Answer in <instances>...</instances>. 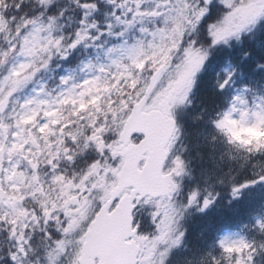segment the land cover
Segmentation results:
<instances>
[{
  "label": "snow or ice",
  "instance_id": "snow-or-ice-1",
  "mask_svg": "<svg viewBox=\"0 0 264 264\" xmlns=\"http://www.w3.org/2000/svg\"><path fill=\"white\" fill-rule=\"evenodd\" d=\"M115 2L109 0V3ZM145 3H151L153 8L145 10ZM212 3L213 0H201L203 6L196 7L188 0H125L120 3L119 8L131 18L117 16V23L123 24L124 30L113 33V25L109 23L107 35L124 37L138 19L143 24L145 17L161 20L163 27L156 24L155 31L140 28L141 33L152 37L149 47L156 51L151 56L140 59L145 55L143 40L131 45L125 40L123 47L109 49V55L121 53V59L113 60L112 64L121 68L127 58L142 71L152 63L154 75L141 88L127 69L124 73L118 72L103 88L109 93L108 98L94 96L91 105H78L72 117L63 121L36 124L34 117L24 121L28 126H35L31 130L19 124L16 128L7 126L11 119L7 105L17 88L25 84V81H12L16 71L13 69L0 86L2 95L8 81L12 83L7 97L0 101L5 105L0 108V226L7 225L8 233L16 241L15 249L9 252L3 264H26L33 243L27 236L37 230L50 242L45 245L47 264H165L164 258L171 247L180 242L179 238H171L178 215L172 203L179 189L174 177L183 175L184 168L179 157L170 162L177 131L175 109L186 101L209 54L208 49L197 48L195 42L181 47L184 27L187 23L196 30V22L209 19ZM9 4H12L11 10ZM78 6L85 12V21L96 9L91 0H79ZM224 6L228 13L207 29V43L211 47L228 44L252 25L264 23V0H224ZM23 7L22 0L14 4L12 0H0V31L7 27L8 20L15 21V14ZM27 23L36 25V21ZM38 31L40 29L35 28V32ZM77 35L79 39L73 43V48L88 38L86 33ZM103 35L101 31L100 36ZM177 38L180 44L176 43ZM25 40L27 42V38ZM169 40L172 41L170 46ZM173 51L183 53L179 62L171 55ZM106 71L108 69L100 68L101 73ZM69 79H62V83L67 85ZM100 80L101 77H96L74 87L86 89ZM113 88L122 99L111 98ZM105 99L106 103L101 104ZM115 104L120 105L119 111L126 112V119L112 133L109 122L113 117L119 120ZM90 107H93L91 114ZM58 111L50 110L45 115H56ZM258 119L264 122V118L258 116ZM74 121L90 130L91 135L85 136L83 128L72 131ZM223 126L224 123L220 125ZM88 148L93 149L95 155L85 161L80 153ZM42 170L46 176L42 175ZM258 183H264V174L233 191L239 193ZM196 199L197 194H193L191 201ZM29 204L32 206L28 207ZM209 204L210 201H204L205 208ZM143 205L153 208L150 215L154 228L150 232L144 231L137 220L136 210ZM52 225L56 226L55 231H49ZM260 227L264 229V223ZM226 244L227 240L222 242V246ZM162 245L169 247L162 251ZM252 248L241 242L238 247H225V251L243 253L247 249V260L242 256L237 264H253ZM261 248L264 249V245Z\"/></svg>",
  "mask_w": 264,
  "mask_h": 264
},
{
  "label": "clouds",
  "instance_id": "clouds-1",
  "mask_svg": "<svg viewBox=\"0 0 264 264\" xmlns=\"http://www.w3.org/2000/svg\"><path fill=\"white\" fill-rule=\"evenodd\" d=\"M15 2L16 0H12L13 4ZM22 2L24 7L20 13L15 14V21L8 20L7 27L0 31V86L5 84L13 69L16 71L15 75H12V81H25V84L18 87L11 96L7 105V114L11 117L7 121L8 127L16 128L19 124L21 128L29 127L31 130L35 126H28L24 121H30L34 117L36 124L71 118L78 105H91L94 96L108 98L109 93L103 91V88L111 83L112 77L118 72L124 73L125 69L127 73L135 76L141 88L150 82L151 76L154 75L152 63L141 71L134 67L131 60L125 58L121 68L113 65L107 68L108 71L99 72L97 77H101V80L98 84L94 83L82 89L74 87L79 84L73 83L70 79L67 85L60 81L64 90H71V94L70 91L62 90L53 95L54 86L59 87V85L50 77L57 66L63 64L65 58L69 56H75L77 63L80 60L87 62L93 49L101 46L108 48L113 43L109 35L100 36L101 31L108 32L107 24L113 25L111 29L113 33H120L124 30V25L118 24L116 17L119 16L121 19L131 17L125 16V10L119 8V4L125 0H116L114 4L109 3V0H91L96 4V9L88 15L86 21L85 12L78 6L79 0H22ZM188 2L193 7L201 5V0H188ZM144 7L145 10H149L153 5L145 3ZM8 8L11 10L12 4H9ZM228 11L224 6V0H213L209 19L205 22L194 21L197 23L196 30L187 23L184 27L181 47H189L195 42L197 48L208 49L209 54L186 101L175 109L177 131L170 162L179 157L184 168L183 175L174 177L179 189L174 193L172 203L178 215L175 218L171 238H179L180 242L171 247L164 258L165 264H237L242 256L247 260L248 250L230 254L225 251V247H238L241 242L253 246L252 252L255 253L253 264H264V249L261 248V245H264V229L260 227L261 223H264V209L257 213L258 219L249 220L239 229L240 235L237 238L223 235L209 239L203 229L196 232L192 230L193 218L196 214L205 212L221 199L235 201L243 195L245 189L234 193V188L251 183L264 174V122L258 119V116L264 118V40H262L264 23L252 25L240 38H234L228 44L211 47L207 43V29L216 23L218 18L224 17ZM27 21H36V25L33 26ZM156 24L163 27L161 20L153 21L145 17L143 24L138 19L135 27L127 32L133 43L137 40L145 42V55L140 57L141 60L151 56L156 50L149 47L152 37L141 33L140 28L146 27L155 31ZM92 25L97 27L93 28ZM35 28H39L40 31L35 32ZM78 33H86L88 38L73 48V43L79 39ZM98 36L99 39H96ZM171 43V40L167 41L169 46ZM176 43H181L179 38ZM246 44H255L257 48H245ZM235 48L244 50L239 53L238 60H234L231 55L226 57V66L229 70L216 72L208 83L210 94L202 99L198 91L201 85L200 77L208 71L210 63L219 52L227 50L231 53ZM257 49H259L258 54ZM171 55L176 62H179L183 53L173 51ZM249 61H252L251 67L245 71L242 65ZM65 78H68L67 74ZM225 81L228 82L225 84ZM124 83L127 84V80ZM121 87L123 88V85ZM11 88L12 83L8 81L6 90L0 95V101L7 97ZM35 88L39 89L38 94L33 93L32 90ZM82 92L85 94L81 95ZM218 94L224 97L223 105L216 102L215 98ZM111 98L120 100L123 97L113 88ZM128 99L132 100L130 90ZM29 101L34 102L29 103ZM43 101L48 103L43 104ZM64 101L69 102L64 103ZM104 103L106 99L101 101V104ZM4 107L5 105L0 103V108ZM114 107L118 111L119 120L113 117L109 122L112 133H115L117 125L126 119V112L119 111L120 105L115 104ZM57 109L58 114L45 115L46 112ZM92 111L93 107H90L89 114ZM226 118L227 122H225ZM86 123L87 121L84 122ZM222 123L224 126L220 127ZM76 128H83L85 136L91 135L90 130L80 122L74 121L71 130L75 131ZM245 141L247 143H244ZM89 152L95 155L93 149L88 148L80 153L82 159ZM42 175L46 176L47 173L42 170ZM257 185L264 187V183L254 186ZM193 194H197L194 202L191 201ZM205 200L210 201L206 208ZM146 207L149 209L148 214H151L153 208L150 205L140 206L136 210L137 220ZM55 230V225L50 226L49 231ZM27 240L33 243L26 264H47L45 245L50 242L40 236L39 230L35 233L29 232ZM225 240L227 244L222 246ZM15 247L16 241L8 233V226H0V264H3L9 252ZM168 247L169 245H162L161 250Z\"/></svg>",
  "mask_w": 264,
  "mask_h": 264
},
{
  "label": "rangeland",
  "instance_id": "rangeland-1",
  "mask_svg": "<svg viewBox=\"0 0 264 264\" xmlns=\"http://www.w3.org/2000/svg\"><path fill=\"white\" fill-rule=\"evenodd\" d=\"M123 46H124V43L120 44L117 48H121ZM112 48H116V46L114 44H111L108 48H104V51H108L109 52V49H112ZM109 57L110 58L106 62H104L103 64L98 66V71L95 72V73L100 72V68L101 67H104L105 69H107L109 66H113V64H112L113 60H120L121 59V55H120L119 52L112 53L111 55H109ZM65 74H67V73L66 72L64 73L63 79L65 78ZM96 76L97 75H88L85 78L80 79L77 84L81 85L87 80H90V79H93V78L95 79ZM67 77L70 78L68 75H67ZM70 80L72 81L71 78H70ZM62 90H64V86L63 85L60 86V88L58 90V93H59V91H62ZM32 91H33V93H37V94L39 93V89L38 88H35ZM64 91L67 92V91H70V90L65 89ZM255 187H256V191L258 192V194H257L258 197L261 198L260 203H264V187H261L259 185L255 186ZM263 205L264 204H262L261 206H263ZM239 235L240 234L238 232L237 233H230V234H228L227 237H229V238H237Z\"/></svg>",
  "mask_w": 264,
  "mask_h": 264
},
{
  "label": "trees",
  "instance_id": "trees-1",
  "mask_svg": "<svg viewBox=\"0 0 264 264\" xmlns=\"http://www.w3.org/2000/svg\"><path fill=\"white\" fill-rule=\"evenodd\" d=\"M251 47H252V46H251ZM245 71H247V70H246V67H245ZM198 91H199L200 97H201L202 99H203L207 94H210V89H209L208 85L203 86V87H200ZM215 99H216V102H217V103L223 105V103H224V97H223L222 94H218V95L216 96Z\"/></svg>",
  "mask_w": 264,
  "mask_h": 264
},
{
  "label": "bare ground",
  "instance_id": "bare-ground-1",
  "mask_svg": "<svg viewBox=\"0 0 264 264\" xmlns=\"http://www.w3.org/2000/svg\"><path fill=\"white\" fill-rule=\"evenodd\" d=\"M244 208H245V206H244Z\"/></svg>",
  "mask_w": 264,
  "mask_h": 264
}]
</instances>
